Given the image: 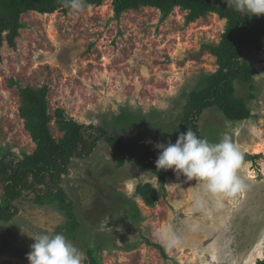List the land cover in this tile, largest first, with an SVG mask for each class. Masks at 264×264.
Wrapping results in <instances>:
<instances>
[{"label": "rangeland", "instance_id": "rangeland-1", "mask_svg": "<svg viewBox=\"0 0 264 264\" xmlns=\"http://www.w3.org/2000/svg\"><path fill=\"white\" fill-rule=\"evenodd\" d=\"M21 23L16 49L5 44L0 51V159L11 153L22 159L37 148L20 116V91L26 88H47L58 140L62 111L66 119L102 128L127 145L173 142L191 93L219 68L206 46L218 45L226 26L216 13L188 21L180 8L166 17L150 7L117 17L111 1L70 12L30 11ZM243 59L255 71L253 89L236 81V95L245 99L250 118L232 122L208 110L199 123L210 142L228 134L244 156L254 157L244 159L239 171L245 191L213 195L173 169L162 188L151 171L133 162L118 167L102 140L90 157L72 159L63 177L71 212L55 196L38 201L24 192L15 200L18 215L0 221V264H29L32 237L66 234L68 226L74 231L66 237L84 254L83 264L92 248L99 264H262L264 40L260 52ZM143 184L160 191L153 205L136 192ZM2 194L0 180L5 206ZM173 237L181 242L169 246Z\"/></svg>", "mask_w": 264, "mask_h": 264}, {"label": "trees", "instance_id": "trees-1", "mask_svg": "<svg viewBox=\"0 0 264 264\" xmlns=\"http://www.w3.org/2000/svg\"><path fill=\"white\" fill-rule=\"evenodd\" d=\"M106 1L113 3L117 17L129 10L150 7L160 10L165 17L175 8H180L188 12V21H195L208 13H216L225 20L226 26L220 43L206 46L210 54L216 57L219 68L214 74L206 77L205 86L191 93L185 114L180 121L179 135L190 128L204 138L199 122L208 110H216L232 122L250 118L251 110L245 99L236 95V81L249 84L250 89H253L255 71L243 58L246 53L262 50L264 16L239 13L229 8L225 0H86L85 7L101 6ZM58 9L71 11L64 6L63 0H0V51L5 44L10 49H16L19 30L23 28V14L30 11L47 14ZM1 61L0 54V63ZM20 94V116L25 121V127L37 148L22 159L12 153L0 159L2 196L6 203L5 206L0 205L1 222H9L18 215L19 209L14 202L24 192H32L38 201L55 196L63 209L71 212L73 206L61 186L63 177L68 174L72 159L90 157L102 140L108 142L118 167L133 162L139 170L151 171L164 188L170 169L156 168L155 161L159 154L157 149L146 143L127 145L123 138L114 137L102 128L66 119L62 111L58 112L57 117L60 130L64 134L58 140L52 135L50 127L53 116L48 113L47 88L21 89ZM178 136L172 143L176 142ZM244 159L248 161L254 157L245 155ZM136 192L149 205H153L160 194V191L151 188L150 184L138 185ZM73 214L71 217L74 218ZM73 231V227L68 226L65 235L71 237ZM88 255L90 261L86 264H99L93 248L88 250Z\"/></svg>", "mask_w": 264, "mask_h": 264}, {"label": "clouds", "instance_id": "clouds-1", "mask_svg": "<svg viewBox=\"0 0 264 264\" xmlns=\"http://www.w3.org/2000/svg\"><path fill=\"white\" fill-rule=\"evenodd\" d=\"M86 0H63L71 10H83ZM229 8L250 16H264V0H226ZM153 143L152 141H148ZM157 169H173L188 179L202 183L203 188L217 196L234 197L248 187L239 171L244 153L224 134L217 143L197 135L192 129L181 133L176 142H156ZM34 243L27 254L29 264H83L84 254L62 232L32 237ZM181 241L173 237L169 246Z\"/></svg>", "mask_w": 264, "mask_h": 264}]
</instances>
